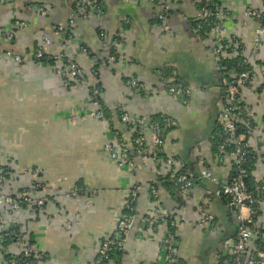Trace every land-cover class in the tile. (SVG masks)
<instances>
[{"label": "crops", "instance_id": "crops-1", "mask_svg": "<svg viewBox=\"0 0 264 264\" xmlns=\"http://www.w3.org/2000/svg\"><path fill=\"white\" fill-rule=\"evenodd\" d=\"M168 1L166 28L157 19L159 5L139 0H104L103 15L86 18L75 12L80 0H7L0 6V51L23 60L0 59V167L12 172L8 194L27 191L45 201L44 208L33 215L4 213L3 219L30 243L33 264H92L100 242L123 215L128 191L151 180L157 182L164 214L176 223L178 264H219L223 243L235 235L234 213L225 199L222 202L216 196L218 187L230 181L231 165L217 163L209 142L223 99L220 75L210 44L192 32L197 1ZM33 6H45L49 12L35 14ZM219 6L227 34L250 45L260 19L247 17L243 11L262 12L263 0H219ZM101 31L106 39L100 37ZM9 33L12 39L5 36ZM40 47L48 55L62 54L75 61L88 86H65L51 65L33 62ZM258 48L255 54L247 47L243 58L264 63V39ZM112 51L122 63L106 64ZM164 68L174 71L188 87L186 104L167 94L158 76ZM132 79L138 81L139 90L127 85ZM91 86L100 90V100L111 115L110 126L91 116L86 100ZM243 96L260 125L263 92L249 90ZM119 107L132 117L165 115L177 122V128L167 133L163 149L197 177L186 199L175 198L171 177L160 176L150 160L132 154L134 170L130 172L107 157L104 146L116 140V133L133 151L115 114ZM248 143L256 157L250 178L258 188L264 180V133L250 136ZM202 171L216 183L200 178ZM77 186L87 195L71 197ZM204 206L215 216L213 230L194 225ZM150 210L148 193L142 190L120 264L159 262L165 223L148 231L143 218ZM259 213L264 224V208ZM17 252L13 242L6 249L0 247V264H7L4 254Z\"/></svg>", "mask_w": 264, "mask_h": 264}, {"label": "built area", "instance_id": "built-area-1", "mask_svg": "<svg viewBox=\"0 0 264 264\" xmlns=\"http://www.w3.org/2000/svg\"><path fill=\"white\" fill-rule=\"evenodd\" d=\"M139 1L149 5H159L160 11L157 19L162 28L167 27L168 14L171 9L170 1L165 0L164 3H161L160 0ZM196 1L197 12L192 22V32L200 36L204 25L210 28L205 38L202 39L210 44L214 65L220 75L223 97L216 122V161L220 165L230 164L233 168L232 177L223 186L222 195L234 213L237 227L235 235L223 243L219 264H264V232H261L264 230V224L259 221L257 215L264 208V180L260 181L258 188L249 187L250 173L245 169L252 152L249 148L248 138L260 131L264 133V121L257 125L256 114L246 104L243 96L246 91H257L258 89L263 92L264 102V63L257 64V62L243 58L247 47H251L253 53L257 54L258 47L264 39V10L262 12L254 9L243 11L247 17L260 19L258 27L254 30L253 41L249 45L236 36L227 34L224 15L220 6L211 3V0ZM6 2L7 0H0V6ZM105 9L104 0H80L75 12L83 18L89 15L100 17ZM31 10L41 16L49 12L45 6H33ZM70 25H73V21H70ZM58 30H62V28L59 27ZM5 36L12 39L14 35L9 33ZM100 37L106 39L107 35L101 31ZM43 42L47 44L48 40ZM237 55L243 58L241 66L228 69L225 64ZM2 58L11 59L15 63L23 62L21 57L11 52L0 51V59ZM32 61L51 65L65 86L87 85L83 71L77 63L65 58L62 54L48 55L40 47L34 52ZM122 62L123 60L116 54H111L106 60L107 65ZM92 74L95 76L96 72L93 71ZM158 76L163 82L167 94L175 100L181 101L182 104H186L190 91L174 71L164 68L159 71ZM127 85L134 90L140 88L138 81L133 79L128 81ZM86 100L91 107V116L106 121L103 115L104 105L100 100L98 87L91 86L88 89ZM115 114L130 139L133 151L130 153L131 151L116 133V140L104 146L107 157L118 167L130 172L134 170V163L129 154L153 162L157 173L163 169L172 170L175 173V175L170 176L173 183V195L179 201L186 199L194 183V177L186 172L185 165L181 160L166 155L163 149L167 133L177 128V122L165 115H159L158 121L132 117L124 107L116 109ZM106 122L108 123V121ZM34 174L32 175L35 177L36 174ZM11 177V169L0 167V217L4 213L28 212V214L33 215L42 210L45 201L35 199L27 191L18 192L14 195L6 192L7 180ZM199 177L216 183V179L206 171H202ZM156 183V181L151 180L146 185H134L128 191L123 204V215L118 219L114 230L100 242L92 264H120L119 255L122 253L128 235L133 228L138 196L142 190L147 191L151 201V210L143 218L147 230L155 231L161 223H165V230L160 240V260L157 264H178L176 223L171 216L168 217L164 214ZM78 195L86 196L87 191L83 188H76L71 192L73 198ZM216 196L218 197V189ZM166 221L174 229L173 233L168 231ZM215 222V216L204 206L199 210L194 225L200 228L209 226L213 230ZM69 228L70 225L68 224L67 229ZM7 231H9V227L0 230L1 248H3V244L7 243L6 237L9 236L5 233ZM12 242L18 252L10 255L11 261L7 264H18L16 258H20L19 264H31L28 259L30 256L34 258V252L29 242L21 235Z\"/></svg>", "mask_w": 264, "mask_h": 264}, {"label": "trees", "instance_id": "trees-1", "mask_svg": "<svg viewBox=\"0 0 264 264\" xmlns=\"http://www.w3.org/2000/svg\"><path fill=\"white\" fill-rule=\"evenodd\" d=\"M211 3H213V4H215V5H217V6H219V0H211ZM209 30H210V28L207 26V25H204L203 27H202V31H201V33H200V37L201 38H205V35L209 32ZM111 54H115V52L114 51H112L111 52ZM242 60H243V58H242V56H235V57H233L232 59H230V61H228L226 64H225V66L228 68V69H232V68H238V67H240L241 66V62H242ZM103 115H104V119L106 120V121H108V125L110 126L111 125V115H110V113H109V111H107V109H105L104 107H103ZM151 120H153V121H158L159 120V117L158 116H156V117H153V118H151ZM263 121H264V117H263ZM216 130H217V127H216ZM215 133H216V131H215ZM215 133L213 134V137H212V139L209 141L210 142V145H211V152H212V154L214 155V156H216V154H217V150H216V145H217V137H216V135H215ZM131 153V152H130ZM129 156H130V158L132 159V157H131V154H129ZM133 160V159H132ZM256 161V157H255V154L253 153V152H251L250 153V157H249V159H248V161H247V164L245 165V169L247 170V172L248 173H250V170H251V168H252V165H253V163ZM162 174H164V175H166V176H173V174L175 175V173L172 171V170H160V172H159V175L160 176H162ZM232 174H233V168L231 167V175H230V177H232ZM197 177H194V180L196 179ZM158 179V178H157ZM231 179V178H230ZM251 178H249V181H248V185H249V187H251V188H255V185L252 183V181L250 180ZM158 181H160V179L158 180ZM81 186H77V187H75V189L76 188H80ZM14 195V194H13ZM258 216L260 215V213H258L257 214ZM167 223H166V225H167V228H168V231L169 232H174V229L173 228H171L170 227V223L168 222V221H166ZM261 232H264V230L263 231H261ZM6 234H9V236L8 237H6V240H7V243H5V244H3V249H6V247L14 240V239H16V237L17 236H19L20 235V233H19V231H18V229L17 228H13V229H9V231H7V232H5ZM4 233V234H5ZM30 244V243H29ZM4 256V258H5V261H6V263H9L10 261H11V257H10V255H7V254H4L3 255ZM220 257H221V254H219V260L218 261H220ZM20 258H16V262L19 264L20 263V261L21 260H19ZM28 261L31 263V264H33V261H34V259H33V257L32 256H30L29 257V259H28Z\"/></svg>", "mask_w": 264, "mask_h": 264}, {"label": "water", "instance_id": "water-1", "mask_svg": "<svg viewBox=\"0 0 264 264\" xmlns=\"http://www.w3.org/2000/svg\"><path fill=\"white\" fill-rule=\"evenodd\" d=\"M226 185L225 183L224 184H221L219 187H218V198L220 201H224V197L222 195V190H223V186Z\"/></svg>", "mask_w": 264, "mask_h": 264}, {"label": "rangeland", "instance_id": "rangeland-1", "mask_svg": "<svg viewBox=\"0 0 264 264\" xmlns=\"http://www.w3.org/2000/svg\"><path fill=\"white\" fill-rule=\"evenodd\" d=\"M249 108H250V107H249ZM11 182H12V181H11ZM7 185H8V184H6V187H7ZM6 187H5V189H6ZM0 220H1V221H0V223H1V224H0V230L2 231V228L7 229L9 226H6V225H5V223H4V219H3V216L0 217Z\"/></svg>", "mask_w": 264, "mask_h": 264}]
</instances>
